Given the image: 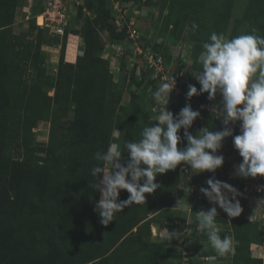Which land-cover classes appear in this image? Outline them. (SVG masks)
Wrapping results in <instances>:
<instances>
[{
  "label": "trees",
  "instance_id": "obj_1",
  "mask_svg": "<svg viewBox=\"0 0 264 264\" xmlns=\"http://www.w3.org/2000/svg\"><path fill=\"white\" fill-rule=\"evenodd\" d=\"M233 2H170L169 12L171 7L177 9L171 25L179 35L192 21L190 57L196 72L201 68L198 56L202 45L210 42V35L215 32L225 36ZM16 3L17 0L0 2L3 17H10L9 8ZM87 3L105 25L110 38L121 42L123 31L112 23L113 16L105 8L106 0H87ZM3 17L0 18V264H158L164 245L150 241L148 216L155 212L158 202H164L181 165L158 174L154 182L160 187L151 194L145 193V204L125 207L108 225H102L97 218L94 206L100 194L89 186L95 182L91 175L92 167L97 164L94 153L106 151L112 143L117 112L126 116L130 109L131 115H138L137 94H131L130 106L121 104L112 77L107 78L101 71L106 60L94 56L90 48L100 43L98 38L91 37V29L84 38V54L76 62L61 59L54 79L46 71L40 42L33 51L29 45L23 49L19 56L22 62L17 59L12 62L7 52L8 23H4ZM242 19L248 22L246 34L264 37V0H248ZM240 20H235L230 39ZM65 45L64 40L63 48ZM141 58L138 54L136 62ZM137 66H144L141 81H159L161 74L152 78L145 60L144 65ZM191 85L200 88L198 82ZM44 86L54 88L53 97L43 90ZM192 97L203 104L207 92ZM169 100L174 106L188 104L177 92H171ZM59 101L74 105L73 118L64 123L58 116L61 111L66 113L68 106L59 107ZM53 104L57 106L52 107ZM133 116L123 126L121 150L125 142L139 141L143 128L151 126L147 122L137 125ZM197 118L198 124L210 131L219 123L201 112ZM40 120H50L48 142L44 145L34 143L33 139V128ZM183 132L181 128L178 134ZM127 159L128 153L124 151L122 162ZM129 195L126 190H120L118 199L125 200ZM238 200L242 207L238 217L230 218L225 212L217 216L216 221L231 226L219 234L230 235L235 242L232 264H264V230L244 217L247 202ZM251 243L263 247V257L251 255Z\"/></svg>",
  "mask_w": 264,
  "mask_h": 264
},
{
  "label": "rangeland",
  "instance_id": "obj_2",
  "mask_svg": "<svg viewBox=\"0 0 264 264\" xmlns=\"http://www.w3.org/2000/svg\"><path fill=\"white\" fill-rule=\"evenodd\" d=\"M1 1L4 2L5 0ZM171 1L117 0V3H114L112 0H106L105 8L113 16V24L123 31V40L121 42L114 41L110 38L108 31L105 29V25L99 20L93 10L88 8L87 0H67L66 24L62 36L55 35L51 27L36 23V16L42 12L45 0H33V3H36L37 7H31L33 11L30 13H28V8L25 11L26 13H22L21 15L16 14L19 5L16 3L14 7L9 8L8 13L10 17H3L4 12L1 9L2 5H0V18H5L4 23H8L6 26V39L10 44V48L7 51L9 53L8 57L12 58V62L16 59L19 61L21 59L19 56H21L23 49L27 45L33 51L34 45L40 42V47L45 54L46 71L54 79L61 59L65 62H76L77 57L84 54V38L89 34L91 29L93 30L91 37L98 38L100 43L97 45L98 48L95 44H92L90 48L91 50L93 49L94 56L106 60L107 63L102 66L101 71L107 78L112 77V80L116 84V90L120 95L121 104L130 106V96L132 93H135L137 94L135 105L140 108L136 116L131 115L132 110L130 109L129 114L126 116L121 112L116 113L111 134V144H121L124 137L123 126L132 116L137 125H142L146 122L150 124L158 123L153 118L158 114L162 104L155 101L152 93L171 77L177 80L172 92L179 93L194 110L199 111V113L201 112L203 116H211L216 120L218 119L219 123L212 130L213 132L222 130L224 127L222 119L215 116L212 111L213 108H218L220 105L221 97L219 93H217L213 100L208 99L207 93L206 101L203 104H199L193 97L190 100L186 98L188 85L192 84V82H198L195 81L196 79L193 75L196 71L193 68L190 57L193 45L190 36V25L192 21L190 20L185 31L179 35L177 28H173L171 25L175 19L177 10L176 7H171V11L169 12L168 9L170 8ZM247 2L248 0H234L225 30L226 39H230L235 20L242 19ZM71 14L76 15V18L79 19L77 23L80 25L77 29L70 28L68 21ZM248 27L247 21L244 19L240 20L239 26L235 27V35L233 37L246 34ZM133 28L136 30V34L131 37L130 30ZM70 32H75L81 37L79 41L82 42L83 46L79 54L73 57L71 61L70 57H66V45L64 48L62 46L64 40L67 43L68 33ZM14 35L17 38L13 37ZM140 51L141 53H139ZM149 53L160 54L165 59L167 63L166 70L163 74L165 79L160 78L159 81L145 79V81H141V71L144 66L138 68L137 64L144 65L143 56ZM138 54L142 58L136 62V56ZM26 72L28 74L29 70ZM43 90L48 95L54 96L53 87L44 86ZM58 104L59 107L68 106L66 113L62 111L59 113V121L64 123L72 119L74 105L71 103L65 104L64 101H59ZM56 106V104L52 105V107ZM182 108V106L172 105L169 101L166 105V109L171 111L174 116ZM231 126L233 127V135H238L240 132L239 122ZM203 128L205 127L198 124V118H196L188 131L195 136L202 134L203 130L201 129ZM117 130H119L118 138ZM49 131L50 120L38 121L33 128L34 143L38 145L47 144ZM180 136L182 139L178 143V148L186 146L187 144L186 139H184V132ZM37 154L42 155V152H38ZM216 154L223 155L224 157L223 165L217 168L220 174H223L234 162L240 163L242 161L238 150L233 146L231 136L226 137L222 141V147ZM180 167L164 202H158L155 212L148 216V219H150V241L164 245L163 256L158 258V264H204L206 262L211 263L214 259L220 258H228L232 264L231 255L225 257L217 256L207 236L197 230L196 213L198 211H206L208 208L217 207L218 218L223 214L222 209L217 205L211 206V203L200 192L201 187H208L204 181L205 179H203L206 173L200 175L201 173H196L197 170L193 169L190 174L191 168L187 165L186 167L189 168V172L181 171ZM190 181L194 183L191 184ZM233 187L238 188L239 182L236 181ZM244 217L256 222L259 230H264V206L248 201L245 205ZM97 218L100 220L98 213ZM216 226L219 232H225L231 229L230 224L227 222L216 221ZM164 228H167L169 231H179V240L174 239L171 243L161 240L159 233ZM232 242L234 245L235 242ZM251 244L249 248L252 255L257 253V250L259 251V247L254 246L257 244ZM210 255L215 256L211 257Z\"/></svg>",
  "mask_w": 264,
  "mask_h": 264
},
{
  "label": "clouds",
  "instance_id": "obj_3",
  "mask_svg": "<svg viewBox=\"0 0 264 264\" xmlns=\"http://www.w3.org/2000/svg\"><path fill=\"white\" fill-rule=\"evenodd\" d=\"M196 25H193L195 29ZM256 30L253 29V33ZM210 42L202 45L198 56L201 65L195 74L200 88L189 84L186 98L208 93V99L221 97L218 108H213L215 116L222 119L224 127L219 131L201 130L202 134L192 135L188 129L200 115L187 104L174 116L166 109L169 96L175 87L171 77L163 82L152 96L162 104L153 118L156 124L144 127L141 139L127 141L123 150L113 143L104 151L94 153L97 164L91 169L94 183L89 186L99 192L94 211L99 214V222L108 225L116 214L133 204H145V193H153L160 185L155 181L158 174L187 165L196 173L215 172L223 165V155L216 153L226 137H232L233 146L242 161L234 165V175L248 178L264 176V37L252 33L226 39L223 34L213 32ZM239 122V134L233 135L231 125ZM183 128L186 146L178 148L181 142L179 130ZM200 130V131H201ZM119 130H117V138ZM127 151L128 159L122 162V153ZM102 174V175H98ZM142 182V183H141ZM208 187L200 192L210 203L217 205L228 217H238L242 212L241 193L227 182L209 178ZM120 190L130 195L119 200ZM190 207V205L188 204ZM217 207L196 213L197 230L205 234L211 247L219 257L235 254V246L230 235L219 234L216 226ZM159 238L171 243L179 240V231L164 228Z\"/></svg>",
  "mask_w": 264,
  "mask_h": 264
},
{
  "label": "built area",
  "instance_id": "obj_4",
  "mask_svg": "<svg viewBox=\"0 0 264 264\" xmlns=\"http://www.w3.org/2000/svg\"><path fill=\"white\" fill-rule=\"evenodd\" d=\"M117 3V0H112ZM66 2L67 0H45L43 10L40 13L42 17V25L51 27L55 35L62 36L65 30L66 24ZM136 34V30L133 28L130 30V36L133 37ZM141 53V51L139 52ZM145 64L152 70V78L161 74L160 78L165 79L163 76L166 70L167 63L162 55L149 53L144 55ZM175 80V84L177 80ZM238 162H234L223 174L222 181L233 185L236 181L239 182V188L237 190L241 195L237 196L236 199L242 198L246 202H253L260 206H264V176L257 175V177L242 178L234 175V165H238ZM182 171H188L189 168L186 165L180 167ZM190 173V172H189ZM211 205H214L211 203ZM207 211V210H206Z\"/></svg>",
  "mask_w": 264,
  "mask_h": 264
},
{
  "label": "crops",
  "instance_id": "obj_5",
  "mask_svg": "<svg viewBox=\"0 0 264 264\" xmlns=\"http://www.w3.org/2000/svg\"><path fill=\"white\" fill-rule=\"evenodd\" d=\"M17 3L19 5H18V8H17L16 14H20V15L22 13L25 14L26 13L25 11H27L28 8H29L28 13H30V12L33 11L31 7H37L36 3L35 4L33 3V0H17ZM77 21H79V19L76 18V15H72L71 14L69 16V21H68V23L70 25V28H72V29L79 28L80 24L77 23ZM68 34L69 35L67 37V43H66V57H70V61H71L73 59V57H75L77 54H79V52L82 50L83 46H82V42L79 41L81 37L78 36L77 33L70 32ZM195 81H197V80H195ZM169 102H170V100H169ZM192 170L193 169H190V174L192 173ZM200 173H201L200 175H204L206 173V176L203 178V179H205L204 180L205 183H206V181L209 178H213L215 180L222 181L223 174H224V173L220 174L218 169H216L215 172H208V171L205 170V171L200 172ZM206 177H208V179H206ZM190 183L193 184L194 182L190 181ZM251 246H252V244H251ZM254 246H258L259 247L258 248L259 251L257 250V253L252 254V256L263 257V249H262L263 247H260L259 245H254ZM210 256L212 257V256H215V255H210ZM204 264H231V263H230V260L228 258H226V259H221L220 258V259H214V261H212L211 263L210 262H206Z\"/></svg>",
  "mask_w": 264,
  "mask_h": 264
},
{
  "label": "bare ground",
  "instance_id": "obj_6",
  "mask_svg": "<svg viewBox=\"0 0 264 264\" xmlns=\"http://www.w3.org/2000/svg\"><path fill=\"white\" fill-rule=\"evenodd\" d=\"M36 23H37L38 25H42V17H41L40 15H37V16H36Z\"/></svg>",
  "mask_w": 264,
  "mask_h": 264
},
{
  "label": "water",
  "instance_id": "obj_7",
  "mask_svg": "<svg viewBox=\"0 0 264 264\" xmlns=\"http://www.w3.org/2000/svg\"><path fill=\"white\" fill-rule=\"evenodd\" d=\"M114 22V20L112 21V23Z\"/></svg>",
  "mask_w": 264,
  "mask_h": 264
}]
</instances>
